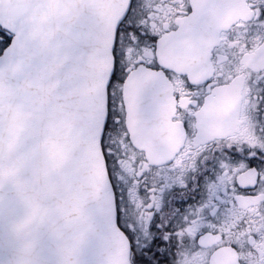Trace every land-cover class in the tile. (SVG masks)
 Wrapping results in <instances>:
<instances>
[{
    "label": "snow or ice",
    "instance_id": "snow-or-ice-1",
    "mask_svg": "<svg viewBox=\"0 0 264 264\" xmlns=\"http://www.w3.org/2000/svg\"><path fill=\"white\" fill-rule=\"evenodd\" d=\"M0 264H264V0H0Z\"/></svg>",
    "mask_w": 264,
    "mask_h": 264
},
{
    "label": "flooded vegetation",
    "instance_id": "flooded-vegetation-1",
    "mask_svg": "<svg viewBox=\"0 0 264 264\" xmlns=\"http://www.w3.org/2000/svg\"><path fill=\"white\" fill-rule=\"evenodd\" d=\"M225 108H227V102H226V106H225Z\"/></svg>",
    "mask_w": 264,
    "mask_h": 264
}]
</instances>
